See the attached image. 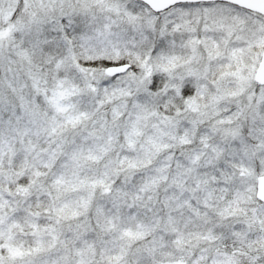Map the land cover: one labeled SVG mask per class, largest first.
I'll list each match as a JSON object with an SVG mask.
<instances>
[{
  "label": "snow or ice",
  "instance_id": "snow-or-ice-1",
  "mask_svg": "<svg viewBox=\"0 0 264 264\" xmlns=\"http://www.w3.org/2000/svg\"><path fill=\"white\" fill-rule=\"evenodd\" d=\"M0 264H264V0H0Z\"/></svg>",
  "mask_w": 264,
  "mask_h": 264
}]
</instances>
